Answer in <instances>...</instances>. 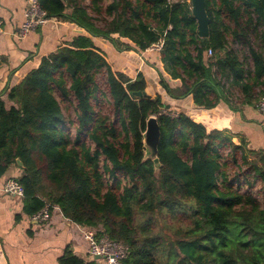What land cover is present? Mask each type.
Wrapping results in <instances>:
<instances>
[{"label":"trees","instance_id":"1","mask_svg":"<svg viewBox=\"0 0 264 264\" xmlns=\"http://www.w3.org/2000/svg\"><path fill=\"white\" fill-rule=\"evenodd\" d=\"M38 1L48 18L66 16L83 33L7 89L12 105L0 96V178L21 161L23 212L31 216L46 204L58 206L69 220L126 244L123 264H264L262 166L248 159L243 142L236 145L222 131L166 110L159 93L145 91L141 72L130 78L113 70L91 39L101 36L138 53L160 44L162 63L182 87L172 89L160 76L170 96L191 95L196 105L213 108L224 97L225 79L239 88L243 102L255 105L264 93V52L250 36L260 25L264 49V0H205L207 37L199 36L184 1ZM102 14L107 21L97 27L94 20ZM227 36L247 47L250 70L226 47ZM102 69L108 113L96 106L106 97L96 77ZM64 102L73 106L74 120ZM151 115L160 127L159 167L144 158L142 133ZM228 157L236 166L233 175L225 170ZM181 212L189 224L180 221ZM157 215L174 238L162 235ZM59 263L94 264L68 249Z\"/></svg>","mask_w":264,"mask_h":264},{"label":"crops","instance_id":"2","mask_svg":"<svg viewBox=\"0 0 264 264\" xmlns=\"http://www.w3.org/2000/svg\"><path fill=\"white\" fill-rule=\"evenodd\" d=\"M26 6L27 0H0V96L7 107L13 104L7 98V89L35 68L43 57L82 32L76 22L65 16L49 18L21 37L17 32L24 20ZM66 13L71 10L67 9ZM94 25L99 27L96 20ZM91 39L103 50L113 70L130 78L141 72L147 87L151 85L153 88L145 91L159 93L166 110L184 113L202 123L208 131L220 130L236 145L243 142L245 151L251 155L248 159L257 161L264 169V162L259 160L264 158V117L253 103L243 102V94L236 86L221 85L225 98L219 99L213 108H203L193 102L191 95L170 96L161 87L160 76L170 88L182 89L180 80L172 78L169 67L166 70L158 49L149 47L138 53L116 48L101 36H92ZM233 87L237 88L235 96ZM21 174L22 166L15 162L0 178V264H60L59 257L67 249L85 263L101 264L99 258L87 253V242L83 238L85 230L93 229L98 233L99 228L69 220L56 205L50 207V218L46 222L35 223L23 212L22 197L2 191L7 179H17Z\"/></svg>","mask_w":264,"mask_h":264},{"label":"built area","instance_id":"3","mask_svg":"<svg viewBox=\"0 0 264 264\" xmlns=\"http://www.w3.org/2000/svg\"><path fill=\"white\" fill-rule=\"evenodd\" d=\"M48 19L46 12L40 7L38 0H27L24 20L17 34L21 37L25 36L38 26L46 23ZM151 47L159 49L161 45L156 43ZM211 53V50L208 49V54ZM255 108L264 117V93L258 96ZM172 114L177 115L175 112ZM2 191L17 197H23L24 195L22 184L15 178H9L4 182ZM50 207L49 204H46L38 212L29 216L31 221L38 224L46 222L50 218ZM83 238L87 242V253L93 257H100L101 264H123L124 259L128 255L129 248L126 244L112 240L105 235H98L93 229L85 230Z\"/></svg>","mask_w":264,"mask_h":264},{"label":"rangeland","instance_id":"4","mask_svg":"<svg viewBox=\"0 0 264 264\" xmlns=\"http://www.w3.org/2000/svg\"><path fill=\"white\" fill-rule=\"evenodd\" d=\"M176 1H184L185 3H187L188 5L191 4L190 0H171V2H176ZM97 20H96V24L101 27L103 26L106 21H107V18L104 14L102 15H99L96 17ZM260 31H261V26L260 25H255V31H253L251 33V45L257 50V51H262L264 52V49H263V45L261 43V40H260ZM226 47L234 52H236L238 58L240 61H242V63L244 64L245 68H247V70H250L252 68V62H251V59L249 58V55H248V50H247V47L246 46H242L240 43H237L235 41H233V39L230 37V36H227V44H226ZM208 55H212L211 54H207ZM97 82L102 90V92L106 95V97L103 99L104 101H102V98H100V100L98 101L97 103V109H100L101 112L103 113H108L109 111V107L106 105V100H108V96H107V90H106V73H105V70L102 69L101 72H99L97 74ZM221 83L223 84L224 87H230V82L226 81L225 79H221ZM228 83V85H227ZM238 88V87H237ZM237 88H232V91L234 92V96H235V92L237 90ZM147 89L149 90H152V86L151 85H148ZM239 89V88H238ZM255 91L257 93L258 89L257 87H255ZM150 93V91H148ZM259 93V91H258ZM56 95V98L58 100H60V97L57 93H55ZM257 96V94H256ZM237 97V96H236ZM233 99L235 100V98L233 97ZM73 103H75V101H73ZM63 108H65V110H67L66 113L69 114V117L70 119H75V116H74V112H73V106H71L70 104H68L67 102H64L62 104ZM230 150L229 149H225L223 150V153L224 155L226 154H230ZM231 156V155H230ZM250 154L248 155V158L250 159ZM235 157L238 159V162L240 163V159H239V152L237 151L236 152V155ZM228 162H230L229 166L225 168V170L230 174V175H233V170L236 169V166L234 163L231 162L232 158L231 157H228L227 158ZM247 165H242V169H246ZM259 187V186H258ZM259 189V188H257ZM182 214V215H181ZM180 216H182L183 220H180L181 222H183V224H189V219L187 218V214L181 212ZM189 214V213H188ZM165 221L170 224V222L172 221L171 220V217L169 215L165 216ZM157 222H158V229L161 231L162 235L168 237V238H174V234H173V231L172 230H168L167 228H165L164 224L162 223L161 219H160V216L157 215ZM156 223V222H155Z\"/></svg>","mask_w":264,"mask_h":264},{"label":"water","instance_id":"5","mask_svg":"<svg viewBox=\"0 0 264 264\" xmlns=\"http://www.w3.org/2000/svg\"><path fill=\"white\" fill-rule=\"evenodd\" d=\"M191 2V14L196 19L197 31L199 36L207 37L209 34V17L206 12L205 0H190ZM145 93V92H143ZM135 95L142 94L141 92H135ZM160 127L156 116L151 115L146 119L145 129L142 133L143 136V151L144 158H148L153 161L155 167H159L158 159V146L160 143ZM16 162L22 166L19 159ZM100 258V257H96Z\"/></svg>","mask_w":264,"mask_h":264}]
</instances>
